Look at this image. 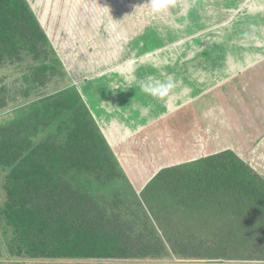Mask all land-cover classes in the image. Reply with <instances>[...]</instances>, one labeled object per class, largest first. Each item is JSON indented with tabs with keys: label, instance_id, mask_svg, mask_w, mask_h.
<instances>
[{
	"label": "trees",
	"instance_id": "obj_1",
	"mask_svg": "<svg viewBox=\"0 0 264 264\" xmlns=\"http://www.w3.org/2000/svg\"><path fill=\"white\" fill-rule=\"evenodd\" d=\"M1 69L9 104L0 110L17 114L0 126L8 236L0 264L169 255L172 264H264V176L231 148L163 167L135 204L124 201L119 192L138 193L130 182L126 189L121 162L29 0H0ZM98 192L113 196L112 209L94 201ZM208 213L228 222L214 225L222 230L214 241L192 224ZM122 221L133 222L138 242ZM189 241L199 250L177 251Z\"/></svg>",
	"mask_w": 264,
	"mask_h": 264
},
{
	"label": "rangeland",
	"instance_id": "obj_2",
	"mask_svg": "<svg viewBox=\"0 0 264 264\" xmlns=\"http://www.w3.org/2000/svg\"><path fill=\"white\" fill-rule=\"evenodd\" d=\"M228 1L229 0H164V10L157 13L151 10L147 4V0H29L33 9L38 14L42 25L56 46L58 54L62 59V63L64 66H66V71H68L73 82L76 80L77 83H79L77 86L81 90L85 99L88 98V104H90L93 111L95 110L94 93L98 92L93 86L94 83H99L98 86H96L99 92H112V90L115 89V87L112 85V80L118 81V84H125V82L128 81L127 78L124 79L123 76L120 81L119 78L122 74L119 75V70L116 68H119L120 66L117 65L124 63L126 58H132L131 52H134L137 56H140L142 53V55H148V53H151V51L156 49V51H160V49H162L166 56L170 57L172 54L168 50H173V45L177 44L179 47H177L175 50L177 53H180V62L181 60H184L185 57L194 58L191 62H205L206 59L204 58V55H207L210 58V63H218L220 65L222 59L224 60L226 57H229V55H231L232 58V54L236 50H234L232 41L236 40L237 42L241 43L244 42L245 39H238V37H247L246 39H249L250 41L255 40L257 43V38L260 36L261 38L259 40V44L263 46L260 48V51L264 53V32H260L257 28L253 27L252 20L254 16L245 19V23L248 26L246 32H237L238 34H232L233 32H230L228 35H226L227 29L224 31L216 29L221 25L222 21H227L228 23L232 22V24H235L234 20H237V14L241 12L245 6V3L242 4L241 2L243 0L240 2L230 3ZM247 12L248 10L242 11L241 14L244 15V17H247ZM238 18L240 19L241 17ZM124 25H126L128 30L124 27ZM232 38H234V40H231ZM194 40H197V42ZM184 41L185 43H183ZM190 41L194 42L192 43V47L189 45ZM144 42L145 44H143ZM246 43L248 44L250 42ZM253 44L254 43H252V45ZM196 51L200 53L201 56H197ZM249 53L250 50H244V54L241 55L244 61L247 60ZM174 54L176 55L175 52ZM168 57L162 58L164 66H160V68L156 70L149 65H152L153 61L158 58L157 55L150 56L145 61L137 62L134 66H129L127 68L131 72L133 70L138 72L137 75L134 76V79L136 78L137 81L136 83L134 82L135 88H138L137 92L145 91L142 88L141 83H144L145 88V86L148 84L147 80L149 78V74H155L156 72H159V74H164V76L166 74H170L169 66H171V62L168 60ZM233 57V59L238 58L236 52L233 54ZM231 58L229 57V60H231ZM242 58L240 59L243 60ZM175 59L179 62V58L176 57ZM95 63H97V66ZM239 64L241 65V63ZM236 67L238 66L233 65V70H230L229 68V74L232 75L235 73L233 74V77L235 78L223 86L220 92L227 93L229 90L231 95H233V98L229 100L231 104L235 103L238 109H248L249 107L252 109V107H254L253 105L256 107L259 105L263 107L264 90L261 92H250L249 90L259 84L264 88V62L257 65L259 70H245L241 76H235L237 73L236 71L238 70H236ZM217 69L219 70L220 66H218ZM5 75V71L1 69L0 81L4 79ZM133 75H135V72ZM177 76H180V74ZM199 79L198 77L197 79H191L188 78L187 75L183 76L182 74L180 79V87L182 92H187L185 88H190L194 82L195 85H198L199 81H201V83H205V81H207L205 74L204 76L199 75ZM215 81L217 82V79H215ZM85 83L87 84L84 85ZM241 84L242 88L244 89L238 90V87H240L239 85ZM121 90L123 92L122 87ZM219 90H217V92H219ZM165 91L169 92L167 87ZM198 92H201V90ZM237 94L244 96L246 104L245 107L241 106V98L240 96L238 97ZM259 94L260 98L251 97V95L258 97ZM142 95L146 96L147 94ZM91 98L94 100V104L90 103ZM237 101H239V104ZM254 101L256 102L255 104ZM8 104L9 103L7 102V99L3 96V92L2 94L0 92V108L5 107ZM26 104H29V102L27 101ZM248 104H250V106ZM13 110L14 108L5 111L0 110V126L6 124V122L16 116L17 113H13ZM214 111L215 110H213V113H209L208 116L211 117L214 114ZM197 113L199 114V111ZM263 114V111L259 112V116H262ZM210 117H205V121L211 119ZM247 117L251 120L247 122V125L253 123L252 125L256 127V132L252 135L258 134V139H260L259 155L253 157L254 161L251 160L252 156H249L251 158H248L249 161L247 162L256 169L257 165L260 163L262 166L260 169V171H262L261 174H264V128H262V131L259 133L257 129L258 121H254V117L252 116ZM201 118L203 117L200 116L199 119ZM165 124L166 125L163 126V130L154 134L153 140H162V146L166 148H172L173 151L177 145L183 150L189 147L187 144L182 143L183 141L181 139L180 141L178 140L176 135L178 133H175V129H171L172 121H166ZM261 125L263 127L264 122H262ZM228 126L231 131L229 132L228 137H230L229 140L234 142L233 150L236 151V136L234 131L236 120L234 119L232 122H229ZM150 130H145L144 132L147 131L145 135H149ZM137 136V138L140 137V135ZM117 138H115V140L118 141H124L126 139L125 136L122 137L121 135H118ZM137 138L134 140L138 141L139 139ZM145 139H148V137L143 138V140ZM202 139H204V136H195L196 145L191 147L192 151L194 152L188 153V155H185L184 152L183 156H192L193 154L201 152L203 147L201 144H199V140ZM110 140L112 143H115L114 140ZM134 140H132V137H130L128 140L126 139L124 146L125 149L128 148L130 151L125 153L124 151L119 152L121 153L120 155L117 153V151L119 150V146L122 148L123 145H114V148H117V150L115 149L114 152L117 153L116 156L121 162L120 164L127 176V179H125V184L127 185L126 189H129L128 191L132 190V188L130 189V182L134 188L132 191H136L138 193L130 195L125 191L119 192V195L122 196L124 201L131 204H135L132 202L136 200V196L139 195V193L141 196V192L147 187L148 182L155 176L157 171L162 167H166V165L170 163L166 158L161 159L160 161L153 160L154 157L152 154L145 152V148L148 147V144H140L141 139L139 140V143H136ZM253 141L254 140L250 142ZM252 146H250L251 149ZM162 156L163 155H161V157ZM149 175L153 176L149 177ZM4 181V174L2 171H0V206L5 201ZM112 198L113 196L109 193L106 196H102V192H98L97 197L94 198V201L100 203V205L106 206V208L109 207L112 209ZM142 210L143 208L141 207V209L138 210L137 215L138 217H142V222L147 221L148 217L145 213H143ZM202 218L205 220L201 221V218L199 219L196 217L197 222L192 223L195 226V229L198 230V233L200 234L202 230V233L205 236L204 239L206 241H214L219 239V237L222 236V230L218 228L216 229L214 225H216L217 222L224 225L225 223H228L227 220H221L220 218L215 219L210 213ZM116 223H118V221H116ZM132 223V221H122L120 225L126 235L128 234V236L137 239L138 242L140 240V235L134 233L135 231ZM201 225L205 226L202 227ZM189 234V236H194L193 232H190ZM7 237L8 236L5 232L4 224L0 221V250L3 252L4 257H6L4 247ZM199 242L200 241H197L196 244ZM196 244L189 241L188 244H184L183 246L179 247L177 251L183 253L184 255L191 256L200 248L201 243L199 244V247L196 246ZM253 252H255L253 256L260 254L258 253L257 249L253 250L252 253ZM174 258L175 257L172 255L167 257L154 256V258L147 257L145 259L135 260L132 262L129 261L126 263L172 264L174 261H178L177 257L176 259ZM98 263L122 264L124 262L114 261L107 263L91 260H58L50 262V264Z\"/></svg>",
	"mask_w": 264,
	"mask_h": 264
},
{
	"label": "crops",
	"instance_id": "obj_3",
	"mask_svg": "<svg viewBox=\"0 0 264 264\" xmlns=\"http://www.w3.org/2000/svg\"><path fill=\"white\" fill-rule=\"evenodd\" d=\"M240 1L241 0H229L228 2L230 3ZM241 2L242 4L245 3L242 11L248 10V12L246 13L247 17H244V15L241 14V11L237 14V20H234L235 24H232V22L228 23L227 21H222L221 25L216 29H220L222 31L227 29L226 35H228L230 32H233L232 34H238L237 32L242 31L246 32L248 26L245 23V19L254 16L252 20L253 27L257 28L260 32H264V0H243ZM238 17L241 18L239 19ZM124 27L127 29L126 25H124ZM246 38L238 37V39H245V41L241 43L234 40V38L231 39L234 40L232 41V45L234 46V50L236 49L235 52L237 53L238 58L233 59V54L235 53L234 52L232 54V58L231 55H229L231 60H229V57H226L224 60L222 59L220 65L218 63H210V58L207 55H204V58L206 59L205 62H191L194 59L192 57H185V59L181 60L180 62V53H177L175 50L177 47H179V45L177 46V44L173 45V50H168L172 54V56L170 57L166 56L162 49H160V51H156L157 49L151 51V53H148V55H142L143 53L141 52L142 54L140 56H137L134 52H131L132 58H126V61L117 65L120 67L116 68L117 70H119V75L122 74L119 78L120 81L123 76L124 79L127 78L128 81H126L125 84H118V81L112 80V85L116 90L113 89L112 92H99L98 88L96 87L99 83H94L93 86L98 92L94 93L95 104L92 98L90 103L94 104L95 110L93 111L90 104L88 105L90 106L96 120L98 121L113 150H117V148H114V145H123L122 148L121 146H119V150L117 151L119 155L121 154L119 152L124 151L125 153L127 151H130V149L128 148L125 149L124 144L126 139L128 140L130 137H132V140H134L138 137L137 135H140L141 138L139 137L137 139H141L140 144H148V147L145 148V152L152 154V156L154 157V159L152 158L153 160L160 161L161 159L166 158L167 161L170 162L166 166L173 165L179 162L189 161L223 149H233L234 142H232V140H229L230 137H228L229 132H231L228 125L229 122H232L235 119L236 126L234 128V131L236 136V152L244 160L249 161L248 158H251L249 156H252L251 160L254 161L253 157L259 155L260 139H258V134L252 135L256 132V127L252 125L253 123L247 125V122L251 121L247 116H252L254 117V121H258L257 129L260 133V131H262V128H264V126L262 127L261 125V123L264 122V114L262 116H259V112L263 111L264 113V106L261 107L259 105L261 107L260 108L259 106L256 107L255 105H253L254 107H252V109L250 107L248 109H238L237 105H235V103L231 104L229 100L233 98V95H231L229 90L227 93L220 92L223 86H225L233 78H235L233 77V74L235 73H231L232 75L229 74V68L230 70L234 69H232L233 65L238 66L236 67V70H238L236 71L237 73L235 76H241L242 73L245 72V70H259V68H257V65L264 62V53L260 51V48H262L263 46L259 44V40L261 37L259 36L257 38V43L255 40L250 41ZM185 41L183 43H185ZM192 41L189 42V45H191V47L192 43H194ZM194 41L197 42V40ZM246 42L250 43L247 44ZM252 43L254 44L252 45ZM143 44H145V42ZM246 49L250 50V53L247 60L244 61L241 55L244 54V50ZM174 52L176 53V55L174 54ZM196 54L197 56H201L198 52ZM153 55H157L158 58L153 61L152 65L149 66H152L155 70L159 69L160 66H164L162 58L168 57V60L171 62V66H169L170 74H166L165 76L164 74H159V72L151 75L149 74V78L147 80L148 84L146 86L153 88L156 93L155 95L145 90L144 83H141V86L145 91L137 92L138 88H135L134 84V82L136 83L137 81L136 78L134 79V76H136L138 72L133 70L132 72H135V75H133V73L127 68L129 66H134L137 62L145 61L147 58ZM176 57L179 58V62L175 59ZM240 58H242L243 60H241ZM239 63H241V65ZM95 64L97 66V63ZM218 66H220L219 70L217 69ZM176 74H180V76H177ZM182 74L183 76L187 75V77L191 79H197V77L199 79V75L204 76L205 74V76L207 77V81H205V83H201V81H199L198 85H195L194 82L193 85L190 86V88H185L187 92H182V89L180 87V79ZM215 79H217V82L215 81ZM73 84L79 85L76 80L73 82ZM86 84L87 83H85L84 85ZM239 86L240 87H238V90L244 89L242 88V84ZM121 87L123 88V92L121 90ZM166 87L168 88L169 92L165 91ZM197 89L201 90V92H198L199 90ZM217 90H219V92H217ZM262 90H264V88L259 84L249 91L261 92ZM142 94L147 95L143 96ZM237 95L241 98V106L245 107L246 104L244 96L240 94ZM251 97L260 98V94L258 95V97H256L255 95H251ZM86 101L88 103V98H86ZM237 102L239 104V101ZM255 103L256 102L254 101V104ZM248 105L250 106V104ZM213 110H215L214 114L211 117L208 116L209 113H213ZM198 111L199 114L197 113ZM200 116H202L203 118L199 119ZM205 117H210L211 119L205 121ZM223 120L225 124L223 123ZM166 121H172V128H170L173 130L175 129V133H178L176 134L178 140L180 141L181 139L183 141L181 142L187 144L189 147L183 150L177 145V147L173 151L172 148H166L162 146V140H153L154 134H156L157 132L159 133L161 130H163V126L166 125ZM145 130H150V134L145 135L147 133V131L144 132ZM118 135H121L122 137L125 136L126 139L124 141L115 140ZM200 135L204 136V139L199 140V144L202 145L203 150L197 154H193L192 156H183L184 152L185 155L194 152L192 151L191 147L196 145L195 136L199 137ZM145 137H148V139L143 140V138ZM110 139L114 140L115 143H112ZM248 139L250 141H254L250 142ZM139 140L134 141L136 143H139ZM250 146H252V149L250 148ZM161 155L163 156L161 157ZM261 167L262 166L259 163L257 165V170L260 173L262 172L260 171ZM262 175L264 176V174ZM152 176L153 175H149V177Z\"/></svg>",
	"mask_w": 264,
	"mask_h": 264
},
{
	"label": "clouds",
	"instance_id": "obj_4",
	"mask_svg": "<svg viewBox=\"0 0 264 264\" xmlns=\"http://www.w3.org/2000/svg\"><path fill=\"white\" fill-rule=\"evenodd\" d=\"M147 4L152 11L157 13L163 11L165 7L164 0H147ZM145 90L149 91L153 95L156 94L153 88L145 86Z\"/></svg>",
	"mask_w": 264,
	"mask_h": 264
}]
</instances>
